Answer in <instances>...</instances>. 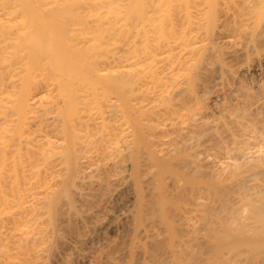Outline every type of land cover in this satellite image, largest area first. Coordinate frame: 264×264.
Instances as JSON below:
<instances>
[{"label":"bare ground","instance_id":"6f19581e","mask_svg":"<svg viewBox=\"0 0 264 264\" xmlns=\"http://www.w3.org/2000/svg\"><path fill=\"white\" fill-rule=\"evenodd\" d=\"M254 6L264 0H0V264L19 263L85 165L122 148L135 171L152 160L162 196L163 181L186 180L177 202L198 213L182 231L173 196L149 204L162 208L152 219L170 214L183 264H264V130L233 118L225 140L226 122L192 104L213 29L231 35ZM159 241L149 264L169 262Z\"/></svg>","mask_w":264,"mask_h":264},{"label":"rangeland","instance_id":"374dc122","mask_svg":"<svg viewBox=\"0 0 264 264\" xmlns=\"http://www.w3.org/2000/svg\"><path fill=\"white\" fill-rule=\"evenodd\" d=\"M257 10L259 7L254 6L244 20L235 24L231 35L225 30L227 23L220 22L213 29V34L209 38L210 44L204 49L206 58L203 65H200L201 69L196 79V97L199 101H192V104H195L197 118L220 126L226 122L224 127H227L228 123V129L232 123L231 119L234 118L233 121H240L247 125L246 127H250L251 131L254 126L264 130V10ZM224 127L219 128V131H223H221L223 137L225 134L229 136L227 132L233 137L234 133L231 134L233 127L228 131ZM237 129L238 131H235L239 133L241 128ZM230 136L227 140H230ZM234 137L236 138L235 134ZM129 149L122 148L110 160L101 163L98 169L84 166V171L76 176L75 185L71 187L69 196H62L53 213L44 216L40 233L22 252V259L17 261L18 264H145L146 262L149 264L145 252L148 250L150 252L151 245L161 238H166L165 242L160 240L161 242L158 243L163 242L166 249L170 247L171 251L166 253L167 259L170 258L169 262L172 258H176L177 250L174 255L172 249H176L175 245L180 239L177 240V236L176 239L175 236H170L168 229L170 226L162 219L164 213L162 217L159 214L156 217L158 219H152L156 216L154 211L157 212L160 207L157 208V205L153 204L151 208L149 204L165 196H162L163 189L159 190L157 176V180L154 179L156 169L151 167L152 160L143 155L140 167L135 171ZM180 179L177 180L180 181L179 183L183 182L182 186L177 184L175 178H169L167 182L163 181L164 185H162L163 193H168L165 198L173 196L171 200L167 199L169 200L167 207L168 204L172 206L177 203L169 208L170 214L172 211L176 212L177 217L174 218L173 215L170 218L176 222L175 225L177 224L175 231L180 229L177 228L179 224L178 227H182L181 222L184 219L185 221L190 219L192 211L194 213L196 211L193 205V207L189 206L190 202L188 206L192 209L190 211L187 209L188 206L184 204L188 202L187 200H181L182 203L177 202L179 201L177 194L180 190L177 191V187H184L187 183L186 180L183 179L181 182ZM154 187L159 189L154 191ZM173 189L177 192L173 193ZM173 199L175 201H172ZM179 209L183 211L185 209V214L189 212L190 216ZM151 211L154 212L153 217L150 216ZM159 212L162 211H158L157 214ZM177 212L188 217L182 218ZM194 213L192 212V215ZM197 213L196 211L194 217H197ZM164 215L170 217L168 214ZM171 237L174 240L171 241ZM177 257V263H185L183 259H179L182 256ZM173 260L171 264L176 263L175 259ZM169 262L166 264H170Z\"/></svg>","mask_w":264,"mask_h":264}]
</instances>
